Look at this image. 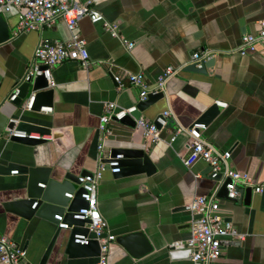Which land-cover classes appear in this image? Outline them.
<instances>
[{"label": "crops", "instance_id": "obj_1", "mask_svg": "<svg viewBox=\"0 0 264 264\" xmlns=\"http://www.w3.org/2000/svg\"><path fill=\"white\" fill-rule=\"evenodd\" d=\"M90 1L108 22L117 23L120 38L135 46L127 50L121 39L111 37L101 24L80 20L77 32L87 42L91 64L83 69L67 61L52 69L54 94L49 113L26 109L34 93L19 107L7 98L24 78L38 42L65 41L69 32L58 19L51 27L15 36L16 12L4 14L13 39L0 45V114L7 118V124L14 119L47 128L50 133L36 146L0 138V164L52 168L58 174L79 176L85 170L92 173L98 157L107 161L112 149L144 150L156 172L115 177L105 171L98 185L97 206L116 239L141 233L153 250L134 259L120 244L113 243L108 264H192L189 259L171 260L168 250L175 248L171 244L189 237L190 214L181 208L195 196H208L215 182L209 179V168L203 161L184 166L190 140L177 132L196 123L215 101L226 103L202 131L203 138L218 150L230 152L234 170L248 175L254 184L261 183L264 53L218 54L206 84L198 87L195 96L181 92L184 83L178 76L169 79L164 99L141 112L147 120L166 109L171 112L155 144L145 141L140 130L112 122L111 135L100 153L99 117L105 103L113 102L120 108L139 103V89L128 84L118 88L111 73H142L148 88L153 89L165 68L182 69L196 51L236 50L243 35L257 33L258 21L264 18V0ZM25 181L26 176L19 171L16 175L0 174V235L26 250V264H40L62 218L55 215L57 221L35 218L27 222L7 212L4 205L21 196ZM38 187L44 185L39 183ZM219 206L243 239L236 240L239 245H225L221 257L212 264H264V190L253 193L249 207L222 199ZM69 235V230L61 229L45 264H95L96 258L73 259L63 253L61 248Z\"/></svg>", "mask_w": 264, "mask_h": 264}, {"label": "built area", "instance_id": "obj_2", "mask_svg": "<svg viewBox=\"0 0 264 264\" xmlns=\"http://www.w3.org/2000/svg\"><path fill=\"white\" fill-rule=\"evenodd\" d=\"M16 12L17 25L15 36L25 34L31 30H42L43 27H51L58 19L62 20L69 32V38L65 41L54 40L52 42H38L33 59L27 67L24 81L30 78L42 76L49 87L54 86L52 81V69L67 61L76 62L81 68L90 67V57L87 50V42L81 38L77 32L80 20L87 18L93 24H101L103 30L111 37L121 39L119 36L117 23L108 22L102 14L94 9L90 0H0V13L6 14ZM127 50H132L134 43H128L121 39ZM264 53V18L258 21V31L256 34H245L242 36L240 45L236 50L217 52L213 50H201L192 54L189 64H194L201 68L203 63L216 58L218 54L228 56L233 53L245 56L248 53ZM45 68V69H42ZM181 68L167 67L157 79V86L149 89L142 73L137 74H112L113 81L118 88L128 84L139 89V102L146 101L148 94L156 95L164 91L165 83L178 75ZM19 90L17 87L9 94L7 100L14 102L17 99ZM34 98L28 99L26 109L31 110ZM215 105L226 108L227 104L215 101ZM42 113L51 112V108L42 107ZM137 112L136 106L120 108L116 103L108 102L103 105V113L99 117L98 133L100 143L97 150L101 153L104 143L111 135L110 123L119 122L126 117L133 118ZM171 115L166 109L155 116L153 120L139 116L133 118L135 128L140 130L145 141L155 144L160 141L161 130L167 126V118ZM9 122L14 127L9 131L10 137L29 138L32 140H45L44 136L37 133L26 134L17 131V120L11 119ZM206 125L194 123L191 127L180 129L177 133H184L190 140L189 153L183 164L189 167L196 161L201 160L209 168L208 176L216 179L214 189L208 196H195L189 203L184 205V210L190 214L189 237L186 240L171 244V247L185 248L191 251L190 262L192 264H212L222 255L223 247L230 241L242 240L236 228L230 221H226L225 212L219 206L217 197L219 190L224 183L228 200H236L239 197L238 188H252L254 194H261L264 190V180L254 184L251 178L239 171L234 170L229 163L231 154L229 151H220L210 142L205 140L202 131ZM121 155L109 157L103 161L98 157L97 167L91 175L78 178L79 188L84 192L81 198L86 202V207L73 214L75 220H88L85 224L88 234H75L74 241L80 245H87L89 240L97 241L99 245V255L95 264H108L109 251L115 242V236L109 232L107 222L102 218L97 206V190L103 173L109 170L112 174L119 173V160ZM17 170L11 171V175H16ZM69 199L72 194H67ZM73 226L66 223L59 224L58 228L71 230ZM0 264H26V250L0 235Z\"/></svg>", "mask_w": 264, "mask_h": 264}, {"label": "water", "instance_id": "obj_3", "mask_svg": "<svg viewBox=\"0 0 264 264\" xmlns=\"http://www.w3.org/2000/svg\"><path fill=\"white\" fill-rule=\"evenodd\" d=\"M13 39L11 28L7 25L4 14L0 13V45ZM216 64V58H213L203 63L201 68H197L194 64H188L178 73V77L184 83L181 92L189 96H195L198 92L199 86L206 84V79L210 75L209 70L213 69ZM45 69V68H42ZM19 90L16 101L12 102L17 107L21 106L22 102L28 95L33 94V104L30 112H40L43 106L52 107L54 89L49 87L47 81L42 77L30 78L28 81L20 79L16 86ZM165 97L164 92H159L156 95L148 94L146 101L137 104V112L133 114V118L141 116V112L148 109L158 101L163 100ZM222 109L215 104L209 107L198 119L197 123L209 125L221 113ZM133 118L126 117L119 121L127 127L135 128ZM5 116L0 114V138L4 142H15L24 146H36L45 142V140H32L29 138L10 137L9 131L14 127V124L9 122ZM17 131H23L27 135L30 133H37L41 137L49 135L50 131L47 128L35 126L27 122H20L16 126ZM121 155L119 160V173L112 174L115 177H123L130 175L145 174L151 176L156 172V169L151 162L149 156L142 149L131 148H115L111 150V157ZM17 168L21 175L26 176V181L21 186L20 197L14 198L4 205V209L27 221L38 218L54 220L55 215H60L63 223L73 226L70 230V235L64 245L63 253L68 258H96L99 255V245L95 240H89L87 245H80L75 243V234H88V229L85 224L89 223L88 220H75L73 214L80 209L86 207V202L81 198L84 190L79 188L78 178L81 176L91 175L89 171H82L79 176L72 172L58 174L52 168L27 166L10 163L7 166L0 164V174H10L11 170ZM209 177V176H208ZM210 179V178H209ZM211 179L213 181H218ZM223 184L218 192V199L228 200L226 198L225 185ZM42 183L44 188H39L38 184ZM66 193L72 194L73 198L69 199ZM239 197L236 200H228L237 202L240 205L249 207L253 196L252 188H238ZM184 210V208H181ZM226 221H229L226 219ZM57 223V222H56ZM61 229H58L54 234L50 244L48 245L40 264H45L54 246L58 243V237ZM122 246V248L134 259H141L152 252V247L149 244L144 234H129L120 238H115V242ZM239 242L230 241L226 245H239ZM191 251L185 248H170L168 255L171 260L177 259H190Z\"/></svg>", "mask_w": 264, "mask_h": 264}, {"label": "rangeland", "instance_id": "obj_4", "mask_svg": "<svg viewBox=\"0 0 264 264\" xmlns=\"http://www.w3.org/2000/svg\"><path fill=\"white\" fill-rule=\"evenodd\" d=\"M218 203H219V201H218Z\"/></svg>", "mask_w": 264, "mask_h": 264}]
</instances>
